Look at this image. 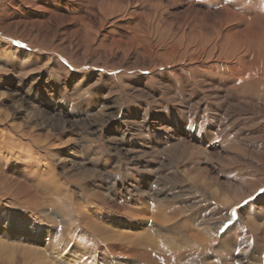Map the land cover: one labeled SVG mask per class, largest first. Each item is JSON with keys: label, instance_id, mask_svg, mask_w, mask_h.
Segmentation results:
<instances>
[{"label": "rangeland", "instance_id": "obj_1", "mask_svg": "<svg viewBox=\"0 0 264 264\" xmlns=\"http://www.w3.org/2000/svg\"><path fill=\"white\" fill-rule=\"evenodd\" d=\"M2 1L0 264H264V0Z\"/></svg>", "mask_w": 264, "mask_h": 264}, {"label": "bare ground", "instance_id": "obj_2", "mask_svg": "<svg viewBox=\"0 0 264 264\" xmlns=\"http://www.w3.org/2000/svg\"><path fill=\"white\" fill-rule=\"evenodd\" d=\"M107 3H109V2H107ZM107 3H105V4L107 5ZM7 5L8 4H6L5 1L0 0V6L2 8L4 6H7ZM90 8H92V7H90ZM90 8H88L86 10V12H85L86 15L83 17V18L87 19V20H85L87 23L82 24L84 29H85L86 24L87 25L89 23L92 24L91 21H89L90 19H93V17H92L93 13L90 11ZM67 9H69V7ZM72 9H80V6L79 5L78 6H74V7H72ZM126 10H127V7H126ZM139 23H144V21L141 19V20H139ZM123 28H125V30L126 29L127 30H129V29L132 30L133 34H138V32H139L140 28H142V26H134L133 28L130 27V26H124ZM70 44L72 46L73 45L76 46V44H73L71 41H70ZM107 54H109L108 51L103 52L102 56H106ZM38 176L41 177V179L44 178V176L42 177V175H40V174ZM111 204L116 205V207H118V208L121 207V205L119 203H116V202H112L111 201ZM119 234H121V233L114 234L112 239L113 240H117L116 236H118ZM159 243H161V244H159ZM137 244L142 246V242H135L134 243V242H130L129 241V242L123 244V243H118L117 241H112L111 244H110V248H108V250H109L111 255H119V254H123L124 255V253L126 252V253H128V257L131 256L133 258L132 260L136 261L137 264H174L173 262H175L176 254L174 255L170 251V248H171L172 245L166 244V243H162L161 240L160 241L154 240V241H151L149 244H145L144 249H140ZM74 245L76 246L77 242H75ZM186 253H188V252H185V253L183 252L180 255L182 257L185 256V255L188 256ZM13 264H16V263L14 262Z\"/></svg>", "mask_w": 264, "mask_h": 264}]
</instances>
